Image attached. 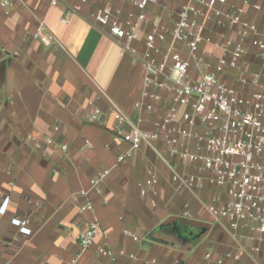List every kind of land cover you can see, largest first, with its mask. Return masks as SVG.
<instances>
[{"label": "crops", "instance_id": "0c3cea01", "mask_svg": "<svg viewBox=\"0 0 264 264\" xmlns=\"http://www.w3.org/2000/svg\"><path fill=\"white\" fill-rule=\"evenodd\" d=\"M3 1L10 3L9 15L1 7ZM52 1L0 0V192L3 200L9 198L7 206L0 202V264H69L80 253L76 236L81 225L92 220L100 222L105 234L77 264H202L206 252L222 256L241 244L256 246L206 210L210 200L228 198L225 188L208 184L203 190H181L172 182L173 165L180 171L184 167L164 153L162 142L140 145L132 158L115 167L117 157L130 148L115 137L116 110L137 117L134 106L141 98L144 70L136 57L122 54L120 41L94 24L93 14L107 4L123 12L132 7L120 0H88L82 13L63 24L66 5L80 0ZM182 2L160 0L149 14L171 26V12ZM247 12L258 34L246 42L243 71L220 74L244 97L250 88L241 82L243 74L259 73L264 83V61L256 45L257 39H264V0L261 11ZM40 22L54 36L50 46L33 37ZM205 35L215 41L236 37L234 29L219 27L214 20ZM144 36L135 44L140 54ZM205 49L213 52L201 67L208 72L221 53L208 45ZM47 139L58 146L48 145ZM86 141L94 147L88 148ZM105 169L112 172L98 194L90 181ZM150 171L159 183L142 197L141 184ZM83 191L89 194L81 196ZM88 202L94 210L81 212ZM186 203L191 205L190 217L183 216ZM14 218L28 220L32 234H20L11 224ZM124 230L145 239L135 242ZM103 245L117 256L115 262L99 257L97 248ZM261 248L257 261L244 253L242 264H264V242ZM121 250L135 258L120 256Z\"/></svg>", "mask_w": 264, "mask_h": 264}, {"label": "built area", "instance_id": "2783aa9c", "mask_svg": "<svg viewBox=\"0 0 264 264\" xmlns=\"http://www.w3.org/2000/svg\"><path fill=\"white\" fill-rule=\"evenodd\" d=\"M120 1L132 8L123 12L107 4L93 14L94 24L120 41L122 54L136 57L144 70L141 98L134 106L137 117L132 119L116 110L115 137L130 148L117 157L115 167L132 158L140 145L162 142L166 147L164 153L184 167L180 171L173 165L172 182L181 190H203L208 184L225 188L228 198L210 200L205 204L206 210L215 218L228 221L231 232L241 240L256 243L250 248L241 244L222 256L206 252L202 264H242L244 253L257 261L264 242V83L259 73L243 74L240 80L250 88V94L244 97L227 86L220 74L237 75L243 71L246 42L258 34L247 10L261 11L262 0H182L171 12L175 17L171 26L161 16L153 19L149 14V8L159 5L160 0ZM58 3L59 0L52 1V5ZM88 3L80 0L66 5L61 22L68 24ZM8 6V1L1 2L6 15ZM211 20L219 27L234 29L236 37L227 35L215 41L206 36ZM143 34L144 51L140 54L135 44ZM33 37L46 46L54 41L44 22L39 23ZM205 45L221 53L208 72L201 67H205L213 52L205 49ZM256 45L258 56L264 61V39H257ZM30 141L35 142L36 138L31 136ZM47 143L58 146L52 139H47ZM85 144L94 147L90 141ZM59 146L63 152L68 151L66 145ZM164 153L159 154L163 159ZM111 172L112 169L102 170L91 179V190L102 194L101 187ZM158 183L150 171L141 184V196L146 197ZM88 194V191L80 193ZM8 201V197L3 200L0 192V202L7 206ZM93 210L90 202L81 207V212ZM183 216H191L189 203L184 205ZM11 224L22 235L32 234L28 220L14 218ZM242 229L248 233L240 235ZM104 234L97 220L83 222L76 236L80 253L69 264H77L79 257ZM123 234L135 242L145 239L129 230ZM97 253L102 259L117 260L107 245L99 246ZM119 255L135 258L124 250ZM156 263L152 260L148 264Z\"/></svg>", "mask_w": 264, "mask_h": 264}, {"label": "water", "instance_id": "95a60500", "mask_svg": "<svg viewBox=\"0 0 264 264\" xmlns=\"http://www.w3.org/2000/svg\"><path fill=\"white\" fill-rule=\"evenodd\" d=\"M163 227H164V225L161 226L160 229H162ZM190 236H192V233H190ZM149 239H153L152 236H149Z\"/></svg>", "mask_w": 264, "mask_h": 264}]
</instances>
